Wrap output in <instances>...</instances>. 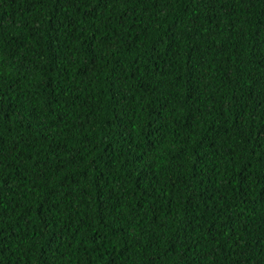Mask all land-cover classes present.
<instances>
[{
	"label": "trees",
	"instance_id": "1",
	"mask_svg": "<svg viewBox=\"0 0 264 264\" xmlns=\"http://www.w3.org/2000/svg\"><path fill=\"white\" fill-rule=\"evenodd\" d=\"M0 264H264V0H0Z\"/></svg>",
	"mask_w": 264,
	"mask_h": 264
}]
</instances>
